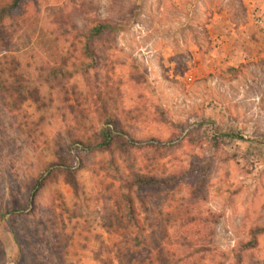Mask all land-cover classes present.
I'll return each instance as SVG.
<instances>
[{
	"label": "rangeland",
	"instance_id": "rangeland-1",
	"mask_svg": "<svg viewBox=\"0 0 264 264\" xmlns=\"http://www.w3.org/2000/svg\"><path fill=\"white\" fill-rule=\"evenodd\" d=\"M244 18L242 0L23 1L0 39L27 92L0 91V264H158L157 244L264 264V53L222 60ZM108 118L122 139L96 148Z\"/></svg>",
	"mask_w": 264,
	"mask_h": 264
},
{
	"label": "trees",
	"instance_id": "trees-1",
	"mask_svg": "<svg viewBox=\"0 0 264 264\" xmlns=\"http://www.w3.org/2000/svg\"><path fill=\"white\" fill-rule=\"evenodd\" d=\"M24 0H12L11 4H9L8 6H3L0 5V39L3 41L2 43L5 42V37H4V27L7 24V19L12 15L13 12L17 11ZM107 31H113V28L106 24V23H102L99 24L98 26L94 27L91 29V31L89 32V39H93V38H99L100 36H102L103 34H105V32ZM4 49V46H0V77L1 78H6L7 83L10 84V87H5L0 83V91L3 94H9V93H13V95H15L17 98L15 99V103H22L26 100V90L25 87H23L22 83V77L24 76L23 71L21 70L20 67V63L17 59V57L12 56V55H8L7 52L1 50ZM5 67V68H4ZM235 69L231 68L230 71H234ZM33 99L34 101H38L39 102V96L37 92L33 93ZM17 106H15V109ZM104 128L101 132V138H102V142H100L98 144V146H96V148H108L111 146V139H122L121 135L116 134L117 132H120L115 126V122L112 118H108L107 120H105L104 122ZM116 134V136L114 135ZM122 135H125V133H120ZM76 145H78L79 147H81V149L83 150H91L92 148L89 146H83L81 141H76L75 142ZM125 143H129L132 144V140H126ZM125 143H121V144H125ZM159 184L158 180L152 177H141V178H137L136 181L134 182V185H138L139 187H155ZM128 186H131V184H127ZM125 185V186H127ZM41 184L40 182L37 183L36 187L33 190V193H31V195L29 196L30 198V202H33L34 199V195L37 191H39ZM127 202L131 203V200L129 199V197L127 198ZM15 239L16 236H14ZM164 252V248L161 246V244H157V248L156 250H154L155 253V258L158 262V264H170L171 260H166L165 256L163 255ZM171 258L173 257V255H170Z\"/></svg>",
	"mask_w": 264,
	"mask_h": 264
},
{
	"label": "crops",
	"instance_id": "crops-1",
	"mask_svg": "<svg viewBox=\"0 0 264 264\" xmlns=\"http://www.w3.org/2000/svg\"><path fill=\"white\" fill-rule=\"evenodd\" d=\"M242 1L245 9L243 22L238 28L237 26H227V31L225 32L228 36L221 40L223 46H227L225 54L222 55V60L225 61L224 65L228 67H235V62L233 61L235 55H239L242 59L240 62H242L244 59H249L251 55H256L260 52L262 55L264 53V49H262L264 48L262 47L264 46V26H257L251 16V13L256 11L264 17V0ZM237 46H243L241 52L238 51Z\"/></svg>",
	"mask_w": 264,
	"mask_h": 264
},
{
	"label": "built area",
	"instance_id": "built-area-1",
	"mask_svg": "<svg viewBox=\"0 0 264 264\" xmlns=\"http://www.w3.org/2000/svg\"><path fill=\"white\" fill-rule=\"evenodd\" d=\"M251 16L257 26H264V17H262L259 12L253 11Z\"/></svg>",
	"mask_w": 264,
	"mask_h": 264
}]
</instances>
